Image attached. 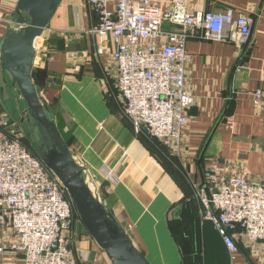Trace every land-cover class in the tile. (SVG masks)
Here are the masks:
<instances>
[{
    "label": "crops",
    "instance_id": "1",
    "mask_svg": "<svg viewBox=\"0 0 264 264\" xmlns=\"http://www.w3.org/2000/svg\"><path fill=\"white\" fill-rule=\"evenodd\" d=\"M82 1V24L76 18L70 21L66 4L65 15H59L58 7L49 21L32 62L33 83L70 142L73 157L87 168L135 248L150 264H182V258L185 264H264L261 244L239 242L236 253L226 249L201 216L194 188L202 183L211 159L229 174L251 181L264 178V110L252 98V92L264 88V0H192L194 10L219 14L230 8L235 19L249 18L251 29L241 52L229 43L201 40L197 32L187 39L186 88L193 104L186 112L180 149L173 155L151 152L148 138L136 133L124 116L110 78L113 62L95 53L87 30L96 17ZM16 3L0 0V42L11 27L7 17ZM57 14L62 19L51 26ZM63 29L68 36L57 38L54 31ZM10 82L0 53L2 113ZM8 122L0 116V137L12 129ZM7 235L0 233V244ZM75 249L76 264H110L92 239L77 236ZM20 263L13 254L0 253V264Z\"/></svg>",
    "mask_w": 264,
    "mask_h": 264
},
{
    "label": "built area",
    "instance_id": "2",
    "mask_svg": "<svg viewBox=\"0 0 264 264\" xmlns=\"http://www.w3.org/2000/svg\"><path fill=\"white\" fill-rule=\"evenodd\" d=\"M192 0H84L96 22L87 30L95 53L113 62L111 77L123 114L136 133L178 153L193 96L186 88V41L191 34L232 44L241 52L251 20L194 10ZM264 110V88L252 92ZM107 178L113 179L108 173ZM195 193L201 216L228 251L239 242L264 247V178L229 174L216 159ZM74 207L60 181L16 138L0 137V253L20 264H76L71 228Z\"/></svg>",
    "mask_w": 264,
    "mask_h": 264
},
{
    "label": "water",
    "instance_id": "3",
    "mask_svg": "<svg viewBox=\"0 0 264 264\" xmlns=\"http://www.w3.org/2000/svg\"><path fill=\"white\" fill-rule=\"evenodd\" d=\"M61 1L17 0L7 17L14 29L8 28L0 42L1 69L10 75V92L22 103L17 121L37 157L62 184L81 224L110 264H150L104 202L87 168L73 157L55 115L35 89L32 62ZM248 42L249 38L243 51Z\"/></svg>",
    "mask_w": 264,
    "mask_h": 264
},
{
    "label": "rangeland",
    "instance_id": "4",
    "mask_svg": "<svg viewBox=\"0 0 264 264\" xmlns=\"http://www.w3.org/2000/svg\"><path fill=\"white\" fill-rule=\"evenodd\" d=\"M78 2H79V0H62V2H61V6H59V9H58V12H59V15H62V14H64L65 15V13H64V10H63V8H65V4L67 5V16L69 15V19H70V21H71V19H72V21L76 18V20H77V24H80V22H81V24H82V22H83V20L85 19L84 18V16H83V10H81L80 8H79V6H78ZM82 2H84V0L82 1ZM82 7H84L83 6V4L81 5ZM85 9V8H84ZM63 16V15H62ZM61 19H62V17L60 16V17H58V14L57 15H55V18L53 19L54 21L53 22H51V26L55 23V22H57L58 21V23H59V21H61ZM71 21V22H72ZM72 27V26H71ZM11 28H14L13 26H11ZM66 29V28H65ZM65 29H63V30H60V32H55L54 31V34H55V36H57V38L59 37V38H65V37H67L68 36V34H67V32L66 31H64ZM48 30H50V32H49V35L50 36H52V34H53V30H52V28L51 27H49V29ZM42 38V37H41ZM43 38H47V34H45V36H43ZM43 44H45V39L44 40H42L41 41V47H42V45ZM111 79H112V77H110ZM112 83L114 84V82L112 81ZM114 86V85H113ZM7 89V100H6V102L4 103V107L6 108V112H4V113H0V116H1V118H2V121H4V122H6L7 121V119H8V121L10 122H12V128L13 129H15L16 130V126H17V123H18V121H17V115H18V111H19V109H17V107L19 106H21V105H18V102L17 101H15L14 100V98H13V95L12 94H10V92H9V89L8 88H6ZM117 93V92H116ZM117 97H118V94H117ZM118 102H119V104L121 105V108L123 107V104H122V101L120 100V98L118 97V100H117ZM7 113V114H6ZM19 126V125H18ZM18 132H17V135H18V138H20L21 139V137L22 136H24V131L21 129V127H18ZM23 131V132H22ZM21 141V140H20ZM167 151V150H166ZM169 152V151H168ZM173 155V154H172ZM175 156V155H174ZM77 236H79L81 239H91L90 237H89V235L87 234V232H86V230H85V228L83 227V225L81 224V222L79 221V219H78V217H76L75 219H74V225H73V242H74V250H76L75 249V242H76V239H77Z\"/></svg>",
    "mask_w": 264,
    "mask_h": 264
},
{
    "label": "trees",
    "instance_id": "5",
    "mask_svg": "<svg viewBox=\"0 0 264 264\" xmlns=\"http://www.w3.org/2000/svg\"><path fill=\"white\" fill-rule=\"evenodd\" d=\"M8 125L9 126H11L12 127V122L10 121V122H8ZM19 125V123H17V126H16V130L15 129H11V130H9L7 133H6V135L5 136H7V137H11V138H16V139H18L20 142H21V144L24 146V147H26L33 155H35L36 157H37V155H36V153H35V151H34V149H33V147L30 145V143L28 142V140H27V138H26V136H25V133H24V136H22L21 137V139L20 138H18V135H17V132H18V127H20V126H18ZM23 132V131H22ZM19 133V132H18ZM147 137V136H146ZM148 138V137H147ZM67 138H65V140H66ZM148 141H150V143L151 144H147V146H148V148H149V150L151 151V152H156V151H158V150H160V151H163L165 154H168L167 152H166V148H164L158 141H156V140H154V139H150V138H148ZM66 143L67 144H70V142H68V139L66 140ZM156 149V150H155ZM168 151V150H167ZM159 152V151H158ZM157 153V152H156ZM204 170V169H203ZM77 217V214H76V212H75V210H74V218H73V223H72V228H71V234H72V237H73V225H74V219ZM79 219V218H78ZM80 221V220H79Z\"/></svg>",
    "mask_w": 264,
    "mask_h": 264
}]
</instances>
